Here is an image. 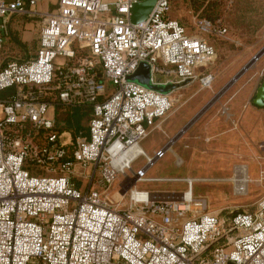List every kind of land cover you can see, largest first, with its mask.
<instances>
[{
	"label": "built area",
	"instance_id": "1",
	"mask_svg": "<svg viewBox=\"0 0 264 264\" xmlns=\"http://www.w3.org/2000/svg\"><path fill=\"white\" fill-rule=\"evenodd\" d=\"M57 1L35 55L0 65V93L9 91L0 97V264H264V197L227 219L194 194L193 179L177 195L137 186L167 152L150 155L141 142L177 99L128 76L145 61L152 83L210 87L214 75L200 69L215 45L170 16L171 0H155L140 22L131 16L143 0ZM36 4L0 0V48L8 19ZM195 27L229 32L222 18L198 17ZM56 104L91 106L89 137L35 142L36 131L54 128ZM141 155L146 165L118 189L128 195L120 206L114 185Z\"/></svg>",
	"mask_w": 264,
	"mask_h": 264
},
{
	"label": "rangeland",
	"instance_id": "2",
	"mask_svg": "<svg viewBox=\"0 0 264 264\" xmlns=\"http://www.w3.org/2000/svg\"><path fill=\"white\" fill-rule=\"evenodd\" d=\"M170 16L190 34L206 37L215 45L214 59L200 69L210 71L215 78L210 87H202L196 80L175 90L177 100L161 119L160 127L141 142L150 155L164 147L167 152L148 167V180L137 182V186L177 195L188 188L187 180L193 179V192L206 198L209 211L225 218L238 211L252 212L264 197V106L252 101L264 79L260 60H254L187 129L181 130L264 47V0H173ZM203 16L222 18L229 32L222 37L201 35L195 20ZM28 51L33 54L36 48L30 46ZM5 60L0 54V65ZM0 97H4L3 92ZM82 113L81 108L72 109L73 118ZM60 136L67 143L72 133L64 130ZM145 165L141 155L127 176H119L113 201L120 206L127 203L128 195L122 197L118 189L127 182L126 177ZM131 182L135 183L134 178Z\"/></svg>",
	"mask_w": 264,
	"mask_h": 264
},
{
	"label": "crops",
	"instance_id": "3",
	"mask_svg": "<svg viewBox=\"0 0 264 264\" xmlns=\"http://www.w3.org/2000/svg\"><path fill=\"white\" fill-rule=\"evenodd\" d=\"M57 0H37L34 13L14 14L8 19V28L6 31V42L0 48V54L3 58H32L28 51L30 46L37 48V38L46 13L53 11L57 7ZM260 52V75H264V51L262 47ZM257 52V53H258ZM255 53V55L257 54ZM9 54H14L12 56Z\"/></svg>",
	"mask_w": 264,
	"mask_h": 264
},
{
	"label": "water",
	"instance_id": "4",
	"mask_svg": "<svg viewBox=\"0 0 264 264\" xmlns=\"http://www.w3.org/2000/svg\"><path fill=\"white\" fill-rule=\"evenodd\" d=\"M155 4V0H143L137 4L134 5L132 9V16L131 20L133 22H140L144 19H146L151 12L153 6ZM256 56H260V52H258L250 61L248 64H246L242 70L235 75V77L227 83L225 87H223L219 93L215 97L211 99L203 108L202 110L195 115V117L181 130L184 131L188 128V126L205 110L207 109L223 92L251 65V63L254 61V58ZM6 61L3 62V64ZM128 79L135 80L149 88H153L156 90H159L161 92H172L178 88H181L189 83L192 82V79H186L184 81L178 82V83H168V84H157L152 83L151 81V68L150 65L143 61L140 63L138 69L131 75L128 76ZM253 103L258 106H264V79L261 82V84L258 86L256 90L255 97L252 99ZM175 139V138H174ZM172 139V140H174ZM232 214L227 217V219H231ZM229 264H234L233 262H230Z\"/></svg>",
	"mask_w": 264,
	"mask_h": 264
},
{
	"label": "trees",
	"instance_id": "5",
	"mask_svg": "<svg viewBox=\"0 0 264 264\" xmlns=\"http://www.w3.org/2000/svg\"><path fill=\"white\" fill-rule=\"evenodd\" d=\"M172 3L173 0H171V7H172ZM210 19L215 20L216 18H210ZM8 92L9 91L3 92V95L5 96ZM73 108H81L83 113L82 116H80V118L72 117ZM92 111H93L92 107L89 105L69 107L62 104H56L55 106L56 121L54 128L38 130L33 134L32 139L35 142L42 143L47 139L50 133L57 132L61 134V132L64 130H69L72 133L71 139L73 142H75L80 137H89L90 135L89 121L92 117ZM85 120L88 121V125L84 124ZM68 149L71 150V146H68Z\"/></svg>",
	"mask_w": 264,
	"mask_h": 264
},
{
	"label": "bare ground",
	"instance_id": "6",
	"mask_svg": "<svg viewBox=\"0 0 264 264\" xmlns=\"http://www.w3.org/2000/svg\"><path fill=\"white\" fill-rule=\"evenodd\" d=\"M243 180H244V178H243ZM246 180V179H245Z\"/></svg>",
	"mask_w": 264,
	"mask_h": 264
}]
</instances>
